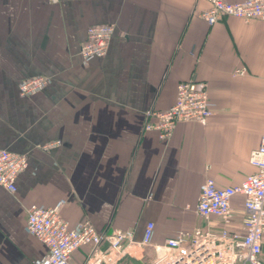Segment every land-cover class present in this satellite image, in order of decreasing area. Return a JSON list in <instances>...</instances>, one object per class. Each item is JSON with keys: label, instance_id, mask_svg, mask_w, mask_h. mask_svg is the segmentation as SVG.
<instances>
[{"label": "crops", "instance_id": "1", "mask_svg": "<svg viewBox=\"0 0 264 264\" xmlns=\"http://www.w3.org/2000/svg\"><path fill=\"white\" fill-rule=\"evenodd\" d=\"M237 1V0H235ZM207 0H0V148L26 156L13 192L0 186V264H36L48 247L25 229L31 204L54 205L73 224L129 229L152 222L151 245L117 264H149L155 245L201 224L200 185L253 171L264 136V20L200 16ZM110 24L107 49L84 63L90 25ZM244 68V74L234 71ZM44 76L36 92L21 80ZM205 81L207 123L182 121L160 138L148 116L177 83ZM231 205H242L240 196ZM88 247L72 256L85 261ZM264 258V246H262Z\"/></svg>", "mask_w": 264, "mask_h": 264}, {"label": "built area", "instance_id": "2", "mask_svg": "<svg viewBox=\"0 0 264 264\" xmlns=\"http://www.w3.org/2000/svg\"><path fill=\"white\" fill-rule=\"evenodd\" d=\"M58 1V0H49ZM201 18L212 25L224 15L244 21L264 20V0H207ZM113 33L110 24L90 25L80 47L82 61L86 63L105 53ZM235 74H244L239 68ZM47 78L36 76L23 79L18 88L21 94L40 89ZM213 102L205 81L185 79L177 83L173 104L166 109H152L146 128H154L160 138L171 136L176 124L182 121L207 123L212 114ZM248 163L253 171L237 183L220 186L208 176L200 185L195 213L199 226L180 229L155 245L154 257L149 264H264V136L259 145L250 151ZM23 154L0 148V186L13 192L17 174L26 167ZM240 196L242 205L234 208L231 201ZM62 201L54 205L31 204L26 213L25 229L48 247V254L36 264H73L72 254L88 247L82 264H117L128 253L151 245L153 223L148 222L141 240L134 241L129 229L97 230L87 219L70 224L61 214ZM123 264H133L124 262Z\"/></svg>", "mask_w": 264, "mask_h": 264}]
</instances>
